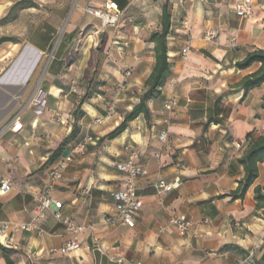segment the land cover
I'll return each instance as SVG.
<instances>
[{
  "label": "crops",
  "instance_id": "obj_1",
  "mask_svg": "<svg viewBox=\"0 0 264 264\" xmlns=\"http://www.w3.org/2000/svg\"><path fill=\"white\" fill-rule=\"evenodd\" d=\"M239 1L0 0V20L20 8L0 25V184L12 185L0 195V231L8 227L0 234V264H118V258L121 264H245L250 252L251 264H264V203L254 201V188L264 186V163L242 200L227 196L244 175L238 159L264 134V83L245 93L239 86L260 65L235 66L264 50V0H250L248 18L234 14ZM105 2L122 12L115 27L101 28L86 12ZM163 7L170 16L164 85L146 103L148 118L141 114L110 138L145 92L155 63L148 38L161 31ZM209 28L219 31L218 42L203 39ZM38 82L47 94L43 109L31 103ZM72 83L75 94H69ZM118 85L123 91L115 98ZM171 97L177 104L168 113L163 104ZM14 119L21 131L2 132ZM85 136L93 143L67 165L51 193L63 216L85 230L77 251L51 254L71 238L51 212L39 236L20 225L32 218L48 170ZM130 148L147 171L135 179L140 207L132 227L112 226L106 219L115 217L125 180L117 166ZM160 181L172 190L159 193ZM177 215L194 223L191 231L160 232ZM7 239L12 249L1 244Z\"/></svg>",
  "mask_w": 264,
  "mask_h": 264
},
{
  "label": "built area",
  "instance_id": "obj_2",
  "mask_svg": "<svg viewBox=\"0 0 264 264\" xmlns=\"http://www.w3.org/2000/svg\"><path fill=\"white\" fill-rule=\"evenodd\" d=\"M86 12L99 19L101 28L115 27L122 17V12L118 9L117 5L111 2H105L99 8H86ZM233 12L240 18H248L252 15V3L250 0H242L236 3L233 7ZM183 25L186 26V21L183 20ZM219 31L217 29H206L203 34V39L207 42L216 43L218 42ZM189 53V46L186 45L182 48L180 56L185 58ZM123 91V86L118 85L115 89V98H118ZM76 92L75 84L72 83L69 94ZM66 97V95H64ZM47 94L42 90H38L34 98L31 99L32 105L37 109H43L46 105ZM177 102L174 97H171L164 101V110L171 113L176 106ZM114 102L108 106L107 117L113 114ZM99 122V120H96ZM22 129V124L14 119L10 126H6L2 129L3 131H10L12 133H18ZM159 141L162 143L166 142V133L162 132L159 134ZM93 143L91 136H85L80 142L76 143L68 149L58 161L57 165L48 170L46 180L35 199V207L33 210V216L29 222L20 225V230L30 233L34 232L36 235L42 234L41 225L45 220L46 213L51 212L54 219L60 222L69 233L71 238L65 242L59 249H53L50 253L58 252L62 255H67L77 251L80 244L77 239L82 231L85 230L83 225L76 224L72 219L63 216L61 212L62 204L56 201L51 193L56 183L60 182L63 178V171L67 165L72 162L77 156L84 155L87 146ZM235 147L239 149L240 143H236ZM138 151L135 148H130L128 151V158L117 166V169L124 175L125 180L123 187L117 192L116 199V213L114 218H107L106 222L110 225H127L132 227L134 224L135 215L140 207V202L137 196V190L135 185V179L139 177L147 176V171L143 167L137 164ZM180 170H184L185 166L182 163L175 164ZM12 188L9 180H4L0 184V195L5 196ZM156 189L159 193L169 192L172 190V185L166 184L165 182H158ZM194 227V223L184 215H177L168 220L165 226L160 227V232H167L170 229H174L180 236L187 235ZM7 226L4 225L0 231V234L4 236ZM4 248L12 249L13 245L10 239L4 240L2 243ZM252 253L250 252L248 257L244 260L245 264H251ZM118 264L123 262L122 259H116Z\"/></svg>",
  "mask_w": 264,
  "mask_h": 264
},
{
  "label": "trees",
  "instance_id": "obj_3",
  "mask_svg": "<svg viewBox=\"0 0 264 264\" xmlns=\"http://www.w3.org/2000/svg\"><path fill=\"white\" fill-rule=\"evenodd\" d=\"M19 9V4H16L9 14L0 20V25L10 22L14 17L13 13ZM160 18L161 31L159 33H152L148 38V42L153 44L155 63L146 81L145 92L140 96L139 102L124 117V121L109 135L110 138L120 134L125 129L127 122L135 120L141 114L145 118H148L149 111L146 103L156 96L159 88L164 85L165 76L169 70L166 38L169 31L170 16L166 7H163ZM7 40L9 39H3V41ZM255 63L260 65L259 69L253 74L244 77L239 84L244 93L264 83V50H255L248 53L241 62L235 65L237 69L244 70ZM82 102L83 99L81 100ZM238 163L243 168V178L238 182L237 188L227 195L234 200H242L247 190L258 178L259 165L264 163V134L250 140L243 155L238 159ZM263 191L264 186L254 188L256 207L264 203Z\"/></svg>",
  "mask_w": 264,
  "mask_h": 264
},
{
  "label": "rangeland",
  "instance_id": "obj_4",
  "mask_svg": "<svg viewBox=\"0 0 264 264\" xmlns=\"http://www.w3.org/2000/svg\"><path fill=\"white\" fill-rule=\"evenodd\" d=\"M39 75H41L40 73H39V70L37 71V74L35 75L36 77H38V79L41 77H39ZM75 88H76V86H75ZM38 90H39V82H38V84H36L35 85V93H34V95H33V97L32 98H34L35 97V95L37 94V92H38ZM76 92H77V90H76ZM75 92V93H76ZM75 93H73V94H75Z\"/></svg>",
  "mask_w": 264,
  "mask_h": 264
}]
</instances>
